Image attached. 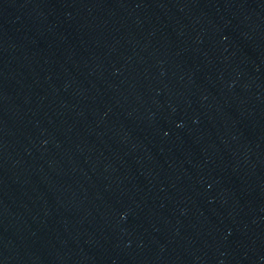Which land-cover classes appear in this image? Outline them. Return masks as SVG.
<instances>
[{
	"label": "water",
	"instance_id": "1",
	"mask_svg": "<svg viewBox=\"0 0 264 264\" xmlns=\"http://www.w3.org/2000/svg\"><path fill=\"white\" fill-rule=\"evenodd\" d=\"M0 264H264V0H0Z\"/></svg>",
	"mask_w": 264,
	"mask_h": 264
}]
</instances>
